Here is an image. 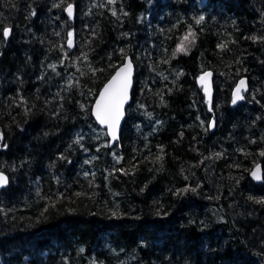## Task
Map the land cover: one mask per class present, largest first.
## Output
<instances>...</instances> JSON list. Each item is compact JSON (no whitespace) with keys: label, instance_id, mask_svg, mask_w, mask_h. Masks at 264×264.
I'll return each mask as SVG.
<instances>
[{"label":"trees","instance_id":"trees-1","mask_svg":"<svg viewBox=\"0 0 264 264\" xmlns=\"http://www.w3.org/2000/svg\"><path fill=\"white\" fill-rule=\"evenodd\" d=\"M189 27L195 43L173 58ZM261 37L264 0H0V264H264ZM126 58L109 147L92 106Z\"/></svg>","mask_w":264,"mask_h":264},{"label":"snow or ice","instance_id":"snow-or-ice-1","mask_svg":"<svg viewBox=\"0 0 264 264\" xmlns=\"http://www.w3.org/2000/svg\"><path fill=\"white\" fill-rule=\"evenodd\" d=\"M109 3H113L114 0H108ZM60 4H53V7H60ZM64 11L67 12L69 18L72 17L73 15V7L71 4L67 6V8L64 9ZM116 13L113 12V15ZM31 16H35L36 12L35 10H32L30 13ZM126 15V13H125ZM205 19L203 15L199 16L198 18H195V24L199 25L201 22ZM11 34V28L10 27H4L2 29V35L3 39L7 40ZM57 35H59L57 33ZM73 33L69 32L68 33V47L71 48L73 41L71 39ZM254 41L257 40V37H251ZM259 39L264 40V37H261ZM196 40V32L193 30L192 27H189L187 32L180 37L179 42L176 44L175 49L173 50L172 57H176L178 54H185L187 55L190 46L195 43ZM221 49L225 48V44H220L218 45ZM121 52H123V49H121ZM86 58V57H85ZM165 63L167 61H164ZM50 67L55 71V65H50ZM132 71H133V65L131 60H126V62L119 67L115 75L111 77V79L105 84L104 88L100 91L99 97L96 100V103L93 107V115L95 116L96 120L101 124V125H106L107 126V135H109L112 139V141L118 140L117 136V129L120 124V120L124 115L123 112V107L124 104L128 101L129 99V89L132 86ZM95 70H93V73ZM212 73L211 72H204L200 77H199V83L203 86L205 96L208 98V102L210 103V97H211V87L209 83V77H211ZM166 78V77H165ZM71 86V84L69 85ZM244 91H247L246 88V81L244 79H241L238 84L236 85V88L233 90L232 94V103L236 104L237 101L243 100L244 96L242 93ZM84 105H81V108H83ZM211 111V108L209 109ZM149 116L151 113L148 114ZM213 124H209L208 127L211 128ZM2 139V137H0ZM83 139V137L77 138L74 143L79 144L80 140ZM2 147H7V145H0ZM108 146V145H105ZM99 150V149H98ZM114 159L116 160V163H119L122 157H117L115 154ZM215 157H219L222 155V153H214L213 154ZM264 155V153H262ZM63 158V157H61ZM95 159V157H93ZM162 159V157H157V160ZM85 163H89V161H85ZM127 174V173H125ZM252 178L254 180L260 181L262 180L261 176V169L260 166L257 165L252 172L250 173ZM88 173H85V176H87ZM8 183V177L5 176L2 172H0V188L6 186ZM181 192H187V191H192L195 192L196 188H185L180 190ZM39 195V193H37ZM77 196H80L81 193H77ZM249 199H254L253 197H249ZM256 203L259 204H264V199H257L255 200ZM47 211V209H45ZM43 212L41 215L43 216ZM159 215V213H157ZM111 215L113 217H116L118 215L117 212H112ZM81 252H83V249H80Z\"/></svg>","mask_w":264,"mask_h":264},{"label":"water","instance_id":"water-1","mask_svg":"<svg viewBox=\"0 0 264 264\" xmlns=\"http://www.w3.org/2000/svg\"><path fill=\"white\" fill-rule=\"evenodd\" d=\"M73 16H74V12H73V15H72V17L71 18H73ZM72 39V38H71ZM72 41H73V39H72ZM67 47H68V44H67ZM74 48V42H73V44H72V47L71 48H69V49H73ZM126 60H130L129 58H126ZM126 60H125V62H126ZM124 62V63H125ZM123 65V64H122ZM121 65V66H122ZM133 65V64H132ZM120 66V67H121ZM116 72V71H115ZM133 74H134V68H133V71H132V79H133ZM113 75H115V73L113 74ZM112 75V76H113ZM111 79V78H110ZM109 79V80H110ZM108 80V81H109ZM245 81H246V79H244ZM107 81V82H108ZM240 81V80H239ZM238 81V82H239ZM106 82V83H107ZM105 83V84H106ZM197 83H198V85L200 86V87H202V92H203V94H204V97H205V100L208 102V98H206V96H205V92H204V88H203V86L199 83V78H198V80H197ZM209 83H210V87H211V97H210V100H212V97H213V86H212V75H211V77H209ZM105 84H104V86H105ZM238 84V83H237ZM236 84V85H237ZM104 86L102 87V89L104 88ZM247 81H246V88H247ZM131 88H132V86H131ZM131 88L129 89V99H128V101L124 104V107H123V112H124V115H125V109H126V106H127V104L130 102V92H131ZM236 88V86L234 87V89ZM101 89V90H102ZM233 89V90H234ZM100 90V91H101ZM233 90H232V94H233ZM100 91H99V93H100ZM245 92V91H244ZM99 93H98V95H97V97H96V99H95V101H94V104H93V106H92V110H93V107H94V105H95V103H96V100H97V98L99 97ZM232 94H231V100H232ZM242 95H243V93H242ZM242 100H240V101H237L236 102V104H233L232 103V105L233 106H236L239 102H241ZM209 103V102H208ZM211 103V102H210ZM209 103V104H210ZM124 115H123V117L121 118V120H120V124H119V127H118V129H117V136H118V139H119V134H120V130H121V126H122V122H123V119H124ZM92 116H93V118H94V120L96 121V123L98 124V126L101 128V129H103V130H105V132H106V135H107V131H108V129H107V126L106 125H101L97 120H96V118H95V116L93 115V111H92ZM213 124V123H212ZM213 127V126H212ZM212 127H211V130H212ZM107 138H108V142H109V147H112L113 145H114V143L116 142V141H118V140H116V141H112V139H111V137L109 136V135H107ZM257 165H259L260 166V169H261V176H262V179H263V172H262V168H261V165L260 164H257ZM256 165V166H257ZM256 166H254L253 168H252V170L256 167ZM252 170H251V172H252ZM250 172V173H251ZM4 174V173H3ZM5 175V174H4ZM6 176V175H5ZM250 177H251V179L255 182V183H260L262 180H260V181H257V180H254L253 178H252V176H251V174H250ZM8 184V183H7ZM7 186V185H6ZM6 186H4V187H6ZM4 187H2V188H0V190L1 189H3Z\"/></svg>","mask_w":264,"mask_h":264},{"label":"rangeland","instance_id":"rangeland-1","mask_svg":"<svg viewBox=\"0 0 264 264\" xmlns=\"http://www.w3.org/2000/svg\"><path fill=\"white\" fill-rule=\"evenodd\" d=\"M191 47V46H190Z\"/></svg>","mask_w":264,"mask_h":264}]
</instances>
